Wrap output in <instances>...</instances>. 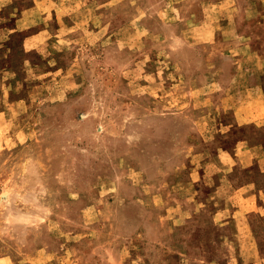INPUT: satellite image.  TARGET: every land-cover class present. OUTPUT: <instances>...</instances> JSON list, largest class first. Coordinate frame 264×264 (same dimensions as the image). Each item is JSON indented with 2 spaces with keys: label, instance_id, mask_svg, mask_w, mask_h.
<instances>
[{
  "label": "rangeland",
  "instance_id": "374dc122",
  "mask_svg": "<svg viewBox=\"0 0 264 264\" xmlns=\"http://www.w3.org/2000/svg\"><path fill=\"white\" fill-rule=\"evenodd\" d=\"M0 264H264V0H0Z\"/></svg>",
  "mask_w": 264,
  "mask_h": 264
}]
</instances>
